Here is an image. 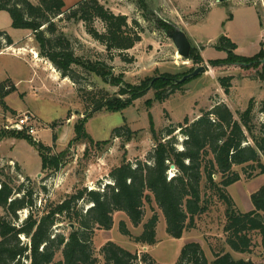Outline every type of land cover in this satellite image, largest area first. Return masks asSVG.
<instances>
[{
    "label": "trees",
    "instance_id": "trees-1",
    "mask_svg": "<svg viewBox=\"0 0 264 264\" xmlns=\"http://www.w3.org/2000/svg\"><path fill=\"white\" fill-rule=\"evenodd\" d=\"M1 10L9 14L12 28L32 31L39 55L53 65L61 78H68L75 85L86 116L102 109L120 111L149 90L153 91L155 100L163 102L181 89L183 82H176L172 74L165 72L135 84L123 82L122 75L110 77V84L118 87L116 92L92 87L83 95L81 84L88 82L83 73L105 79L110 75V68L77 55L72 40L58 30L57 21H83L87 33L104 45L107 52H116L121 60L129 63L132 57L123 52L140 40L138 31L129 25L125 15L114 14L99 0H79L68 8L63 0H38L37 3L0 0ZM95 18L102 22L103 31L93 26ZM1 39L6 45L13 44L6 31L0 30V47ZM215 48L225 51L226 57L209 60L211 66L236 63L245 68H258L260 65L257 77L264 80V41L259 43L258 52L249 62H244L248 57L234 53L237 45L226 35L217 39ZM188 60L193 64L203 62L200 53L192 47ZM230 80V76L218 79L225 93ZM3 86L0 83V91ZM119 96L125 99H117ZM256 112L264 115V99L258 104L250 99L245 109L236 111L237 117L222 102L201 109L192 120L184 116L181 121L172 122L167 117L169 123L160 129L154 127L149 117L153 145L144 159H123L109 171L110 182L101 189L82 187L43 210L36 206L32 187L25 189L24 183L13 186L10 181L0 179V264H160L148 252L138 255L111 240L99 248L100 257L97 256L92 244L95 231L111 229L113 214L120 211L133 226L142 224V231L132 235L124 220L119 221V231L136 243L153 245L158 215L153 213L145 222L143 217L145 206L154 203L164 217L167 234L179 238L195 226V217L206 212L213 198L224 205L222 233L228 249L222 246L211 249L213 258L208 260L201 244L190 240L182 245L175 264H258L250 258H235L231 251L252 253L256 245L254 233L264 244V183L251 193L252 209L244 212L236 207L227 191L229 185L240 180V174L246 178L264 174V118L256 120ZM85 120L84 117L74 124L69 144L80 142L88 147L107 144L115 138L125 144L136 135L124 123L114 127L108 139L94 141L85 130ZM56 138L52 133V140ZM34 143L42 154V166L48 164L55 173L60 159L46 156L50 146ZM171 164L174 165L172 175ZM41 189L46 191L45 187ZM80 203L89 206L84 210ZM22 210H27L24 218L19 216ZM62 220L73 224L67 233L57 229V222Z\"/></svg>",
    "mask_w": 264,
    "mask_h": 264
},
{
    "label": "rangeland",
    "instance_id": "rangeland-1",
    "mask_svg": "<svg viewBox=\"0 0 264 264\" xmlns=\"http://www.w3.org/2000/svg\"><path fill=\"white\" fill-rule=\"evenodd\" d=\"M63 1L65 8H68L79 0ZM99 2L114 14L125 15L129 25L138 31L140 40L123 52L132 57L129 63L121 60L116 52H107L104 45L87 33L83 21H57L58 30L72 40L77 55L84 60L105 63L110 68L106 80L91 73L85 74L79 68L88 81L81 84L83 95L92 87L108 93L116 92L118 87L111 85L109 79L119 75H122L123 82L135 84L145 77L165 72L178 80L198 66L205 67V71L184 81L181 89L163 102L155 100L153 91L149 90L120 111L102 109L86 116L84 102L78 96L75 85L68 78H61L53 65L39 55V46L32 31L12 28L9 14L1 10L0 30L10 35L13 44L6 45L1 39L0 83L4 86L0 91V179L10 181L13 186L24 183L25 189L32 187L36 206L41 210L82 187L101 189L110 182L109 171L123 159H144L153 145L149 117L154 127L160 129L169 123L165 119L167 117L172 122H179L184 116L192 120L201 109H208L219 102L226 104L237 117L236 111L245 109L250 99L257 104L264 99V80L257 77L261 71L260 65L258 68H245L235 63L213 67L208 62L226 57L225 51L215 48L221 35L236 43L234 53L248 57L244 62L251 60L259 50V43L264 41V0H228L222 3L216 0ZM93 26L97 31L104 30L97 18L93 20ZM173 28L186 34L191 47L200 53L202 63L193 64L177 54L167 34ZM225 76L231 77L228 93L224 92L218 81L219 77ZM117 99L123 101L125 96ZM25 112L33 115L37 131L34 136L9 128L10 123ZM84 117L85 130L94 141L108 139L112 129L124 123L135 130L136 135L125 144L118 138L107 144L88 147L80 142L69 144L74 135V124ZM263 118V114L255 113L256 120ZM10 131L15 134L9 135ZM52 133L57 136L55 141L52 140ZM34 142L50 146L46 156L60 159V167L55 173L48 164L42 166V154ZM173 171L174 168L170 170V175ZM240 177L239 181L227 187V191L236 207L244 212L252 209L250 195L264 183V174L252 178L240 174ZM41 187H45L46 191ZM80 205L84 210L89 206L87 203ZM153 213L158 215L156 242L153 245H142L123 235L119 231L120 220L125 221L134 236L141 233L142 224L133 226L126 215L119 211L113 214L111 229L95 231L92 244L96 255L99 256L98 250L107 240L138 255L148 252L160 264H175L182 245L190 240L201 244L208 260L213 258L211 249L218 250L221 246L228 249L222 233L224 205L216 198L209 203L205 213L195 217V226L184 231L179 238L167 234L164 217L154 203L145 206L143 222ZM26 214L27 210L19 212L21 218ZM56 226L59 231L67 233L73 224L62 220ZM253 238L256 245L252 253H231L235 258H250L264 264V244L255 233Z\"/></svg>",
    "mask_w": 264,
    "mask_h": 264
},
{
    "label": "water",
    "instance_id": "water-1",
    "mask_svg": "<svg viewBox=\"0 0 264 264\" xmlns=\"http://www.w3.org/2000/svg\"><path fill=\"white\" fill-rule=\"evenodd\" d=\"M218 3L226 2L228 0H216ZM168 36L171 38L177 54L182 57L183 59H188V55L191 49V43L189 39L187 38L186 34L180 30V29H171L167 31ZM205 71V67L198 66L195 69H193L191 72L183 75L180 79L176 80L178 83H182L186 81L187 79L197 75L200 72ZM170 168L173 169L174 165H170Z\"/></svg>",
    "mask_w": 264,
    "mask_h": 264
},
{
    "label": "built area",
    "instance_id": "built-area-1",
    "mask_svg": "<svg viewBox=\"0 0 264 264\" xmlns=\"http://www.w3.org/2000/svg\"><path fill=\"white\" fill-rule=\"evenodd\" d=\"M9 128L16 131H24L30 136H34L37 132L34 125L33 115L29 112L18 115L15 118V121L10 123Z\"/></svg>",
    "mask_w": 264,
    "mask_h": 264
},
{
    "label": "crops",
    "instance_id": "crops-1",
    "mask_svg": "<svg viewBox=\"0 0 264 264\" xmlns=\"http://www.w3.org/2000/svg\"><path fill=\"white\" fill-rule=\"evenodd\" d=\"M14 43H15V41H14ZM29 79H30V77H29ZM28 80V77H27V79H26V81Z\"/></svg>",
    "mask_w": 264,
    "mask_h": 264
}]
</instances>
